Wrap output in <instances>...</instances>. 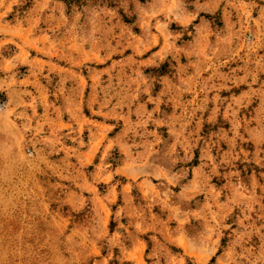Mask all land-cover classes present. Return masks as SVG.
<instances>
[{"label":"rangeland","instance_id":"1","mask_svg":"<svg viewBox=\"0 0 264 264\" xmlns=\"http://www.w3.org/2000/svg\"><path fill=\"white\" fill-rule=\"evenodd\" d=\"M0 264H264V0H0Z\"/></svg>","mask_w":264,"mask_h":264}]
</instances>
